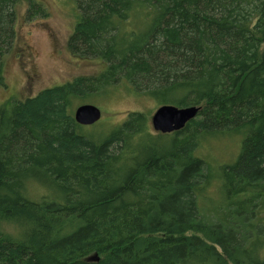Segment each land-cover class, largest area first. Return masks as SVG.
I'll return each instance as SVG.
<instances>
[{
	"label": "trees",
	"instance_id": "1",
	"mask_svg": "<svg viewBox=\"0 0 264 264\" xmlns=\"http://www.w3.org/2000/svg\"><path fill=\"white\" fill-rule=\"evenodd\" d=\"M21 1L0 0V88ZM77 5L70 50L106 68L0 107V264H264V0ZM121 86L200 110L172 134L140 112L105 134L76 122ZM227 137L240 152L216 172L199 150Z\"/></svg>",
	"mask_w": 264,
	"mask_h": 264
},
{
	"label": "rangeland",
	"instance_id": "2",
	"mask_svg": "<svg viewBox=\"0 0 264 264\" xmlns=\"http://www.w3.org/2000/svg\"><path fill=\"white\" fill-rule=\"evenodd\" d=\"M38 1L43 5L46 16L30 20L25 0L16 7V35L11 50L4 58L6 86L0 88V107L7 106L13 100L34 97L44 89L79 77L98 76L106 68V64L97 57L81 56L70 50L69 41L80 15L78 0ZM88 102L97 106L102 113L101 120L88 128L90 131L108 133L120 126L129 114L140 112L148 115L150 131L157 133L151 124V118L159 108L157 103L134 94L126 86L119 87L111 95H95ZM240 146L238 138L209 140L202 144L199 154L217 172L220 166L236 160ZM216 172L208 196L200 201V206L205 212L208 210L209 215L212 214L210 210L224 205L221 181ZM261 216L264 217V212Z\"/></svg>",
	"mask_w": 264,
	"mask_h": 264
},
{
	"label": "water",
	"instance_id": "3",
	"mask_svg": "<svg viewBox=\"0 0 264 264\" xmlns=\"http://www.w3.org/2000/svg\"><path fill=\"white\" fill-rule=\"evenodd\" d=\"M197 107L178 108L172 105L159 107L151 118L152 128L161 134H171L185 128L188 122L199 112ZM101 110L91 104L79 106L75 111V120L82 126H92L101 120Z\"/></svg>",
	"mask_w": 264,
	"mask_h": 264
},
{
	"label": "bare ground",
	"instance_id": "4",
	"mask_svg": "<svg viewBox=\"0 0 264 264\" xmlns=\"http://www.w3.org/2000/svg\"><path fill=\"white\" fill-rule=\"evenodd\" d=\"M84 105H86V104H84ZM91 105H93V104H91ZM82 106V105H81ZM78 108V107H77ZM76 108V109H77ZM76 109H75V111H76ZM197 116V115H196ZM74 117H75V112H74ZM95 125V124H94ZM93 126V125H92ZM86 127H90V126H86ZM172 134V133H171Z\"/></svg>",
	"mask_w": 264,
	"mask_h": 264
}]
</instances>
